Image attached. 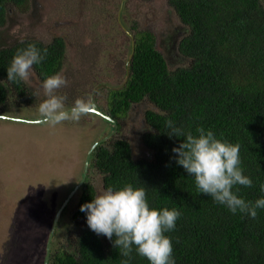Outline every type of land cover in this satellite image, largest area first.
Segmentation results:
<instances>
[{"label": "trees", "instance_id": "1", "mask_svg": "<svg viewBox=\"0 0 264 264\" xmlns=\"http://www.w3.org/2000/svg\"><path fill=\"white\" fill-rule=\"evenodd\" d=\"M28 3L0 0V29L12 8L26 10ZM168 5L186 28L177 52L187 62L170 70L153 33L132 26L133 54L124 83L108 94L107 109L118 126L136 105L152 106L142 115L148 128L140 137L145 151L135 156L128 141L115 139L95 148L92 166L102 175L103 189L143 187L150 207L181 211L176 228L165 233L172 239L176 264H264V209L255 218L233 214L199 193L194 177L175 162L172 149L183 137L170 138L165 125L172 119L193 135L203 127L239 144L241 167L253 184L236 185L233 191L250 202L264 196V0H168ZM28 43L48 50L32 69L39 81L63 68L66 44L61 37L47 44L23 40L0 45V108L12 98L21 104L32 101L24 80H7L16 50ZM81 189L71 217L80 223L71 250L49 254L47 264H121L126 258L119 249L90 230L79 210L96 197L94 188L83 184ZM130 264L149 261L134 248Z\"/></svg>", "mask_w": 264, "mask_h": 264}, {"label": "rangeland", "instance_id": "2", "mask_svg": "<svg viewBox=\"0 0 264 264\" xmlns=\"http://www.w3.org/2000/svg\"><path fill=\"white\" fill-rule=\"evenodd\" d=\"M29 0L26 10L12 8L0 29V45L23 40L47 44L61 37L66 44L60 74L66 86L57 95H66V108L76 99L93 100L108 115L110 89L120 87L130 56L129 37L137 26L150 30L156 49L170 70L187 62L178 52L186 32L168 0ZM122 13L126 25L116 19ZM25 83L32 101H8L0 108V264H45L46 247L57 212L60 215L50 241L49 254L71 250L80 223L72 220L83 184L95 194L103 192L102 175L92 166L95 142L109 146L115 139L128 141L135 156L145 148L140 137L148 131L143 113L147 102L133 107L119 121L116 132L94 113L79 120L52 126L43 121L40 104L47 99L34 72ZM111 132V134H109Z\"/></svg>", "mask_w": 264, "mask_h": 264}, {"label": "clouds", "instance_id": "3", "mask_svg": "<svg viewBox=\"0 0 264 264\" xmlns=\"http://www.w3.org/2000/svg\"><path fill=\"white\" fill-rule=\"evenodd\" d=\"M47 54V48H40L35 43L18 48L7 68V80H29L33 66L41 64ZM67 83L60 73L43 80L47 99L40 104L39 111L45 123L55 126L64 121L79 120L90 111V103L82 98L66 108L67 96L56 92ZM165 125L170 138L183 137L179 146L172 149L175 162L194 177L199 193L207 194L233 214L239 212L255 218L257 210L264 209V196L250 202L238 196V190L233 191L236 185L251 187L253 184L241 167L239 144L218 139L212 130L203 127L196 129L198 135H193L172 119ZM261 191L264 192V185ZM79 210L85 214L90 230L103 235L119 249L120 255L126 258L121 264H130L134 248L149 264H176L172 239L165 233L176 228L182 213L178 208L150 207L143 187L127 184L116 189L108 186L102 194L83 203Z\"/></svg>", "mask_w": 264, "mask_h": 264}, {"label": "flooded vegetation", "instance_id": "4", "mask_svg": "<svg viewBox=\"0 0 264 264\" xmlns=\"http://www.w3.org/2000/svg\"><path fill=\"white\" fill-rule=\"evenodd\" d=\"M126 1L127 0H123L122 2H124V3H126ZM171 8V7H170ZM172 9V8H171ZM122 13L120 14V13H117V16H116V19H117V22H118V25L121 27V28H124V27H126V25H125V23H124V21L123 20H121L122 19ZM131 29H132V27H131ZM132 35H133V33H132ZM92 102L95 104V101L93 100V95H92V99H91V106H90V111H89V113H94L95 115H97V116H100V117H102L103 119H105L108 123H109V125H110V129H111V132H116L117 131V128H118V124L115 122V120L110 116V113L108 112V115H104L103 113H101L100 112V107L99 106H96V104H95V108H94V110H93V106H92ZM120 125V124H119ZM111 132L109 133V134H111ZM101 140L103 141L104 140V138H102V136H101ZM100 141V140H99ZM97 142H95V144H96ZM99 145H102L101 143L100 144H97V145H95L94 147L96 148V147H98ZM95 148L92 150V151H94L95 150Z\"/></svg>", "mask_w": 264, "mask_h": 264}, {"label": "water", "instance_id": "5", "mask_svg": "<svg viewBox=\"0 0 264 264\" xmlns=\"http://www.w3.org/2000/svg\"><path fill=\"white\" fill-rule=\"evenodd\" d=\"M130 37H132V35L130 36ZM133 42L131 43V46H130V49H131V55H130V58L128 59V60H130L131 59V57H132V54H133ZM92 106H93V110H94V108H95V104L92 102ZM103 141L102 140H100V141H98L95 145H97V144H100V143H102ZM94 145V146H95ZM95 147H92V149L88 152V154H87V157H86V160H85V167H84V172H83V178H85V176H86V170H87V166H88V159H89V157H90V154L92 153V150L94 149ZM60 211L61 210H59V212H57V214H56V216H55V219H54V221H53V224H52V227H51V230H50V234H49V237H48V242H47V247H46V258H45V264H47V261H48V256H49V248H50V241H51V238H52V236H53V234H54V231H55V228H56V221H57V219H58V217H59V215H60Z\"/></svg>", "mask_w": 264, "mask_h": 264}]
</instances>
